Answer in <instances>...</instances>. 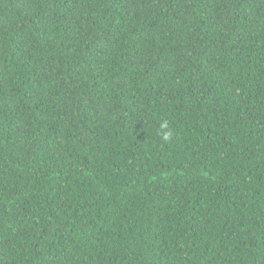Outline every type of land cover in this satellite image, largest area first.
I'll use <instances>...</instances> for the list:
<instances>
[{
	"label": "trees",
	"instance_id": "trees-1",
	"mask_svg": "<svg viewBox=\"0 0 264 264\" xmlns=\"http://www.w3.org/2000/svg\"><path fill=\"white\" fill-rule=\"evenodd\" d=\"M0 264H264V0H0Z\"/></svg>",
	"mask_w": 264,
	"mask_h": 264
},
{
	"label": "clouds",
	"instance_id": "clouds-1",
	"mask_svg": "<svg viewBox=\"0 0 264 264\" xmlns=\"http://www.w3.org/2000/svg\"><path fill=\"white\" fill-rule=\"evenodd\" d=\"M158 133L161 135V138L164 141L170 140L172 132L169 130V124L167 121H163L160 123Z\"/></svg>",
	"mask_w": 264,
	"mask_h": 264
}]
</instances>
